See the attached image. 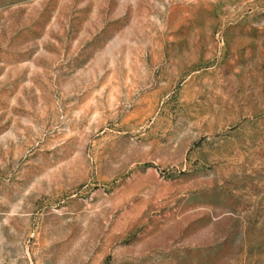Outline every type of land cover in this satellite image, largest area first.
Here are the masks:
<instances>
[{"label":"rangeland","instance_id":"1","mask_svg":"<svg viewBox=\"0 0 264 264\" xmlns=\"http://www.w3.org/2000/svg\"><path fill=\"white\" fill-rule=\"evenodd\" d=\"M0 264H264V0H0Z\"/></svg>","mask_w":264,"mask_h":264}]
</instances>
